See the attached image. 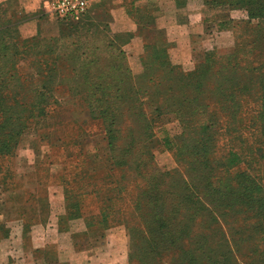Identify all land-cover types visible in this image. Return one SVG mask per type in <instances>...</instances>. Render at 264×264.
Returning a JSON list of instances; mask_svg holds the SVG:
<instances>
[{"label": "trees", "instance_id": "trees-1", "mask_svg": "<svg viewBox=\"0 0 264 264\" xmlns=\"http://www.w3.org/2000/svg\"><path fill=\"white\" fill-rule=\"evenodd\" d=\"M213 2L247 14L246 23L233 26L226 16L217 25L218 31L226 29L233 35L241 29L231 51L219 57L204 50L197 59L202 57L201 63L182 70L171 64L166 50L149 49L138 61L137 75L122 53L119 59L86 62V55L78 53L80 46L56 58L50 57L49 47L37 51V36L21 39L18 30L33 16L19 9L16 1L7 3L8 10H0L2 111L12 108L31 114L37 108V126L42 127L52 116L48 109L59 108L57 99L78 97L89 110L84 112L86 125L100 129L102 122L111 120L105 140L112 162L117 151L112 126L120 120L108 112L109 93L121 92L118 98L127 100L144 91L156 107L155 114L166 106L177 116L179 137L162 144L177 153L185 175L180 169L165 173L138 195L137 204L145 198L141 203L145 217L138 218L140 227L143 219L147 234L139 235L141 229L123 223L131 244L129 264H264V0ZM87 13L77 21L56 20L72 35ZM256 19L263 25L253 26L250 21ZM29 74L34 78L28 79ZM149 125L146 120V128ZM24 130L8 137L1 133L0 154L10 139L16 149ZM47 134L39 132L42 138ZM132 140L117 153L130 155ZM168 200L171 207L166 209ZM81 205L77 198L66 201L67 220L78 218ZM108 208L90 220H100L104 226L112 216L106 213ZM0 229L5 237L7 231Z\"/></svg>", "mask_w": 264, "mask_h": 264}, {"label": "rangeland", "instance_id": "rangeland-1", "mask_svg": "<svg viewBox=\"0 0 264 264\" xmlns=\"http://www.w3.org/2000/svg\"><path fill=\"white\" fill-rule=\"evenodd\" d=\"M234 11H236L233 14L234 18H231L229 12L227 16L223 14L225 10H220L219 15L224 16L222 21L219 20L220 23L225 21L226 16L233 26L249 21L246 13ZM250 22L253 26L263 23L257 19ZM240 34L241 29L233 35L226 29L218 31L216 28V33L212 41L208 43L207 50L215 52L219 57L226 55L233 48L235 37H239ZM19 35L21 39H24L20 30ZM201 58L185 65L176 64L171 58L170 62L174 66L181 67L182 70H189L201 63ZM133 64L130 66L133 74L141 73L139 62ZM27 78L33 79L34 75L29 74ZM109 96L108 101L106 100L107 106L110 107L108 112L114 115L115 120H120L114 127L112 126L117 137L116 150L122 152L124 147L126 149L129 138L133 139L131 154L120 155L115 151L113 162L105 140L111 120L108 119L107 124L102 122L104 127L100 129L92 124L85 125L84 112L89 110L82 105L78 97L66 99L62 108L59 106V108L48 110L49 114L53 112L49 118L57 117V120L62 121L79 119L80 125L75 121L58 123L48 121L40 127L37 126V108H33L34 112L31 114L18 112L12 108L7 111L0 109V134L3 133L7 137L13 136L18 129L22 128L25 129L23 134L37 130L42 133V136L43 133H48L46 138L41 136L40 140L43 144L40 153L44 157L48 155V160L47 162L43 160L44 165L38 169V172L36 169V178L24 177L25 167L34 164L35 161L27 143L21 149L18 144L13 150L16 143L14 139H10L4 155L0 154V228L7 231L6 236L3 237L0 229V243H9L11 252L7 257L8 261H12L7 262L4 258L3 264H13L17 260L22 264L27 263V258L24 257L23 261L22 255L15 247L19 245L17 233L18 230H22L24 234L40 224L36 219L25 218L19 208L3 211L2 197L26 193L31 201L47 193L54 200L62 195V189L65 204L66 201L72 202L77 198L80 199L82 207L79 208L78 218L70 219L64 225L66 235L63 238L47 236L49 243L54 247V253L57 254L55 247L61 248L58 252L59 259L66 261L65 255L68 258L71 257L72 252L64 253L65 250L62 248L66 243H70L73 246L72 254L75 256L76 264H129L131 244L126 227L141 229L139 235L147 234L142 224L143 219H141L140 227L138 218V216L145 217V206L141 205L145 198H140L137 204V197L140 193L147 192L156 179L165 177V173H174L180 169L177 153H170L169 148L162 143L167 138L179 137L181 124L177 116L166 106L160 107V113L155 114L156 107L151 103L149 93L144 91L140 92L136 99L133 96L127 100L119 99L118 97H122L121 92L109 93ZM55 98L57 99L56 96ZM96 110V113H99L102 109ZM146 120L150 123L147 128ZM61 123H64L62 128H60ZM47 146H50V151ZM119 159L121 165L117 168L116 161ZM179 172L182 176L185 175L182 168ZM136 205L140 207L138 211L135 210ZM106 207H110L106 213L112 216L108 217L104 225L108 226L104 230L100 220H90V218L99 216ZM170 207L168 200L166 209ZM43 223L46 224L47 221ZM37 230L38 237L42 239L41 230L39 228Z\"/></svg>", "mask_w": 264, "mask_h": 264}, {"label": "crops", "instance_id": "crops-1", "mask_svg": "<svg viewBox=\"0 0 264 264\" xmlns=\"http://www.w3.org/2000/svg\"><path fill=\"white\" fill-rule=\"evenodd\" d=\"M16 1L19 9L33 18L19 26L24 39H31L37 35V51L44 48L51 50L53 58L62 56L65 52H74L80 46V55H86L83 61H105L106 59H119L122 53L129 67L135 65L144 57L149 49L156 51L166 50L169 57L176 64H190L199 59L203 49L212 41L217 25L223 20L219 15L220 10H225L229 17L234 18L236 11L227 5H217L213 0H87L89 9L84 24L76 33L66 34L65 27L49 14L48 6L54 0H0V10H8L7 3ZM21 5V6H20ZM225 15V16H226ZM220 20V21H219ZM210 45V44H209ZM45 52V51H43ZM45 57H49L47 53ZM83 55V56H84ZM61 58V57H60ZM84 64V63H83ZM86 65V64H85ZM101 69L100 64L97 65ZM74 99L70 95H63L59 99L61 108L66 99ZM85 119V125L88 120ZM45 122H76L79 119L57 120L47 118ZM62 124V123H61ZM64 124V123H63ZM63 124L60 128L63 127ZM41 135L25 133L19 142V148L27 143L33 153L35 161L27 165L24 177L36 178V169L43 167V160H48V155H41ZM23 146V147H22ZM50 151V146H47ZM25 193V191H23ZM1 208L3 211L19 208L25 218L36 219L40 225L23 234L18 230L19 245L15 246L22 260L26 257L25 264H76L73 256V246L70 243L63 245L64 253H71L66 261L59 259V247L49 243L47 236L61 237L64 232L67 216L65 211V198L51 199L48 194L35 197L29 201L25 194L2 197ZM30 214V215H28ZM47 221V223H43ZM42 232V239L38 230ZM11 247L8 242L0 243V264L8 261ZM74 260V261H73ZM13 264H22L16 261Z\"/></svg>", "mask_w": 264, "mask_h": 264}, {"label": "built area", "instance_id": "built-area-1", "mask_svg": "<svg viewBox=\"0 0 264 264\" xmlns=\"http://www.w3.org/2000/svg\"><path fill=\"white\" fill-rule=\"evenodd\" d=\"M49 14L58 19H74L75 21L83 17L88 9L87 0H54L48 6Z\"/></svg>", "mask_w": 264, "mask_h": 264}]
</instances>
